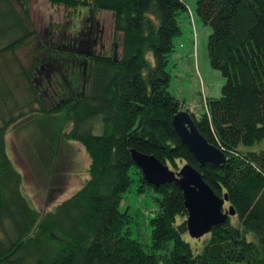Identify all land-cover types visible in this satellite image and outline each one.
<instances>
[{"label":"trees","instance_id":"16d2710c","mask_svg":"<svg viewBox=\"0 0 264 264\" xmlns=\"http://www.w3.org/2000/svg\"><path fill=\"white\" fill-rule=\"evenodd\" d=\"M14 1L20 9L0 0V264H264V149H243L264 139V0H197L199 16L212 28L211 64L226 78L220 97L204 99L203 113L186 109L201 134L226 154L222 165L205 166L172 120L183 110L169 89L168 63L181 34L178 15L188 8L184 0H92L95 9L114 14V30L122 35L119 51L96 57L81 98L50 110L33 82L45 45L33 27L30 0ZM47 1L74 11L88 5ZM32 37L37 44L26 68L16 50ZM57 52L52 48L49 54ZM61 110L72 124L62 136L84 146L91 158L89 177L42 213L22 192L23 174L6 137L10 126L34 111ZM132 149L154 154L171 168L179 161L195 166L215 194H228L226 207L233 205L235 215L203 240L193 239V247L186 239L181 190L174 183L148 184ZM134 181L139 192H155L150 243L132 235L134 217L121 208Z\"/></svg>","mask_w":264,"mask_h":264},{"label":"rangeland","instance_id":"374dc122","mask_svg":"<svg viewBox=\"0 0 264 264\" xmlns=\"http://www.w3.org/2000/svg\"><path fill=\"white\" fill-rule=\"evenodd\" d=\"M86 1L88 5L92 3V0ZM184 1L188 8L187 11L178 15L181 34L174 39L176 49L168 63V70L172 76L169 89L176 98L181 100L183 110L192 108L201 114L205 110L204 99L220 97L226 78L211 64L208 39L212 28L199 16L196 10L197 0ZM13 2L20 9L14 0H12ZM28 7L33 27L37 29L36 35L42 40V44L45 43L44 36L47 31L56 32L55 34L58 35L59 30H68L71 24L70 19L75 13L73 8L52 5L47 0H30ZM92 7L95 6L92 4ZM82 9L86 10L84 6ZM87 12L84 11L83 14ZM94 13L100 21V25L104 27L103 40L107 50L113 53L114 43L117 42L119 45L122 37L114 30V14L97 9ZM36 44V39L32 37L16 50L19 60L26 68L32 64ZM57 50V58L64 57L65 59H60L63 60L62 66L59 63L56 66L59 69L55 70V74H52L54 75L53 80L51 79L53 85L55 84L57 87L56 90L61 88L62 91L67 92L66 81L69 80L72 88L79 89L82 86L80 70L72 63L73 61H67L71 54ZM15 73H17L20 85L24 88L25 79L20 75L18 69L15 70ZM47 80L46 75L39 78V82L44 87L48 86ZM46 89L47 95L42 91L41 93L49 108L57 104L60 96L61 98L69 97L68 92L67 94L63 92L56 97L52 93L54 88L46 87ZM35 107L39 110L38 105ZM68 115L65 110L50 114L34 111L28 117L20 119L18 123L10 126L6 137L9 155L14 160L17 169L21 170L23 174L22 192L42 213L54 209L58 203L75 194L89 177L91 158L84 146L77 141H68L62 136L63 132L72 127ZM243 149L262 150L264 149V139L248 148L243 147ZM178 163V168H172L177 170L184 164L181 161ZM134 171L133 168L131 176L136 179ZM55 173H61L64 177L59 178ZM137 184L136 181L132 182L130 189L124 193L121 208L127 207L134 217L130 226L132 235L141 242L150 243L149 220L158 209L154 198L155 192L152 190L139 192ZM50 197L51 199H49ZM186 239L195 247L194 238H191L188 233H186ZM203 239L204 236L198 238L199 241Z\"/></svg>","mask_w":264,"mask_h":264},{"label":"water","instance_id":"95a60500","mask_svg":"<svg viewBox=\"0 0 264 264\" xmlns=\"http://www.w3.org/2000/svg\"><path fill=\"white\" fill-rule=\"evenodd\" d=\"M173 126L181 141L187 146L201 166L206 163L222 165L226 154L201 134L195 120L187 110H181L173 117ZM134 164L141 170L148 184L160 187L174 183L184 195L187 209L186 226L191 238L207 235L213 228L224 224L229 216L235 215L233 205L226 207L228 194H215L203 174L190 163H184L177 170L160 161L154 154L131 150Z\"/></svg>","mask_w":264,"mask_h":264},{"label":"flooded vegetation","instance_id":"af4514ba","mask_svg":"<svg viewBox=\"0 0 264 264\" xmlns=\"http://www.w3.org/2000/svg\"><path fill=\"white\" fill-rule=\"evenodd\" d=\"M84 8L86 10L79 8L75 11V13H73L70 19L71 24L68 30L61 29L59 30L58 35L55 34L56 32L47 31L46 36H44L45 48H43V52L41 53L42 62L35 71L36 73L34 75L33 82L36 83V88L39 93H41L42 91V93H45L47 95L46 87L54 88L52 93L54 94L53 96L56 97L63 92H65L66 94L67 92L69 93V97L61 98L60 96L61 99L59 98V100H57V104L50 108L45 104L41 93L42 102L47 108H49V110L52 108L61 107V105L63 104L68 105L69 102H76V100L81 98L86 93V88L88 85L87 79L91 70L90 68L92 67L96 57H102V55L106 54L116 56L119 51L120 46L117 44V42H115L113 45V53L108 52L103 40L104 27L103 25H100V21L97 19L94 13V7H92V4H89ZM84 11L88 12L86 14H83ZM52 48H56L61 51L63 50L64 52L71 54L70 59L67 58V61H73L72 63H74V65L78 67V70H80L82 86L80 88L78 87L79 89L72 88L69 80L66 81V79L63 78L64 81H66V85L68 87L67 92L62 91L61 88L56 90L57 87L55 86V84L53 85V82L51 81V79L53 80L54 78V75L52 74H55V70L59 69L56 67L59 63L62 66L63 60L60 59L65 58H57V56L52 57L49 54ZM41 75H46V78L48 79V86L44 87L39 82V78L42 77Z\"/></svg>","mask_w":264,"mask_h":264}]
</instances>
